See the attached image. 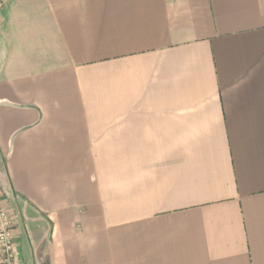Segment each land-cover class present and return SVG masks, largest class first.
Instances as JSON below:
<instances>
[{"label":"crops","instance_id":"1","mask_svg":"<svg viewBox=\"0 0 264 264\" xmlns=\"http://www.w3.org/2000/svg\"><path fill=\"white\" fill-rule=\"evenodd\" d=\"M0 200L17 264H264V0H0Z\"/></svg>","mask_w":264,"mask_h":264},{"label":"built area","instance_id":"2","mask_svg":"<svg viewBox=\"0 0 264 264\" xmlns=\"http://www.w3.org/2000/svg\"><path fill=\"white\" fill-rule=\"evenodd\" d=\"M14 221L0 200V264H17Z\"/></svg>","mask_w":264,"mask_h":264}]
</instances>
